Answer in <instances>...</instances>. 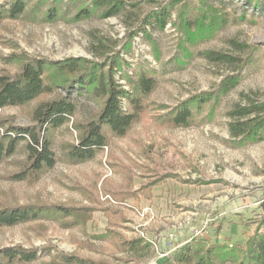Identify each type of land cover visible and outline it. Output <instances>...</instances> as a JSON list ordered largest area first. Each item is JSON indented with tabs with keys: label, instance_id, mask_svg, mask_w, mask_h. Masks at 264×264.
Listing matches in <instances>:
<instances>
[{
	"label": "rangeland",
	"instance_id": "obj_1",
	"mask_svg": "<svg viewBox=\"0 0 264 264\" xmlns=\"http://www.w3.org/2000/svg\"><path fill=\"white\" fill-rule=\"evenodd\" d=\"M12 1L0 0V6ZM26 1L27 14L1 24L0 76L15 75L23 57L84 58L109 65V59L119 55L122 71L115 77L126 90L133 91L127 76L136 81L141 73L155 79L156 88L141 102V119L128 136L112 138L92 161L73 165L64 158L66 149L77 142L73 122L100 110L88 94L74 90L71 97L77 114L53 137L59 159L55 168L37 182H18L11 176L20 170L24 154L0 164V206L47 209L38 220L0 228V250L15 246L39 250L41 257L29 264H51L60 254L99 264H163L183 246L171 256V245L124 244L142 237L132 234L134 228L145 232L149 190L139 189L151 178L187 187L188 192L173 200L169 209L179 217L175 223L183 226V232L199 231L197 239L211 245H245L256 232L264 233L259 226L264 216V140L240 144L230 131V113L238 105L264 103V5L250 0H132L120 15L103 18L98 13L76 21L82 1L56 0L60 16L48 22L53 0ZM168 5L163 31L155 28L154 20L148 24L152 10ZM210 15L224 16L225 25L197 30L195 25ZM186 20L192 31L184 30ZM203 21L206 26L208 20ZM141 24L152 40L142 32L131 38ZM234 74L240 76L237 88L200 111L194 108L189 127L163 123L181 103L215 91ZM58 94L66 92L58 90ZM36 105L2 109L0 119L30 126ZM166 175L170 177L162 180ZM55 205L91 212L67 217L56 213ZM171 221V217L163 218L168 227L174 225ZM187 221L190 225L185 227ZM105 234L106 238H100Z\"/></svg>",
	"mask_w": 264,
	"mask_h": 264
},
{
	"label": "trees",
	"instance_id": "obj_2",
	"mask_svg": "<svg viewBox=\"0 0 264 264\" xmlns=\"http://www.w3.org/2000/svg\"><path fill=\"white\" fill-rule=\"evenodd\" d=\"M82 5L76 10L75 20L89 19L96 14L103 18L120 15L131 5L132 0H81ZM56 0L47 10L48 22L56 21L60 10ZM264 5V0H250ZM168 5L159 10H152L147 19L148 24L163 31L168 24ZM38 10V9H37ZM28 12L26 0H13L0 6V27L6 19H19ZM203 19H207L205 26ZM195 28L206 27L209 31L221 28L226 21L224 16L213 15L203 17ZM184 30L192 28L184 21ZM152 40L146 25L131 34V38L139 36ZM192 40V37H190ZM210 56V55H209ZM227 60L225 56H219ZM109 65L90 61L84 58H69L63 61L45 59L20 58V67L13 76H0V110L8 107H25L37 103L31 114L30 126H16L8 119H0V164L21 152L24 159L20 170L11 176L14 181L37 182L41 176L55 168L59 162L54 151V133L69 124L77 114V104L71 95L74 90L86 93L100 104V110L91 114L84 121H74L77 132V142L70 145L64 152L65 160L73 165L94 160L98 154L107 148L112 138H126L134 125L141 119L143 99L149 97L156 88V81L147 73H141L136 81L127 76V81L133 91L126 90L124 85L116 80V73L122 71V60L119 55L112 57ZM240 84V76L230 75L224 78L217 89L195 95L181 103L165 118L164 124L173 128H187L191 125L193 109L199 111L211 102H219ZM58 90L66 95L58 94ZM128 103V108L125 107ZM231 136L245 142H260L264 140V103L249 102L238 105L231 113ZM170 176H164L167 179ZM160 180L153 181L156 184ZM264 209V204L262 205ZM56 213L67 217L72 214L90 215L88 208L74 209L65 205L52 207ZM42 209L32 205L0 206V228L14 227L40 219ZM260 227H264V216ZM108 234V233H107ZM107 234L100 238H106ZM142 241H126L127 245H141ZM36 249H25L20 246L0 250V262L29 264L37 261L41 255ZM51 264H99L79 258L75 255L60 254ZM163 264H264V233L256 232L245 245L214 244L203 239H196L183 246L172 258Z\"/></svg>",
	"mask_w": 264,
	"mask_h": 264
},
{
	"label": "crops",
	"instance_id": "obj_3",
	"mask_svg": "<svg viewBox=\"0 0 264 264\" xmlns=\"http://www.w3.org/2000/svg\"><path fill=\"white\" fill-rule=\"evenodd\" d=\"M143 180L146 181V179ZM150 180L151 181L141 187L142 189H139L149 190L148 197L145 199L146 212L148 214V219L143 225L145 232H140L133 227L135 231L132 232V234H140L142 236L141 238H136L135 240L142 241L141 245H171L172 249L168 252H170V255L172 256L177 250L176 248L187 245L199 237V231L193 228L190 231L185 230L183 232V226L179 222L175 223L177 220L176 218L179 217L175 212L169 209L171 208L170 203L173 200H177L182 197L184 192H188V189L187 187H184V185L172 180L158 182L156 184L151 183L157 179L151 178ZM139 197L142 198L140 195ZM164 217L172 218L171 224L173 223L174 225L170 226L171 228L163 223ZM166 220L167 219L164 221ZM183 225L187 227L190 223L187 221ZM192 230H194V232H192ZM207 233L201 236H206L208 235ZM205 238L208 239V237Z\"/></svg>",
	"mask_w": 264,
	"mask_h": 264
}]
</instances>
